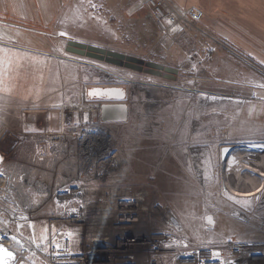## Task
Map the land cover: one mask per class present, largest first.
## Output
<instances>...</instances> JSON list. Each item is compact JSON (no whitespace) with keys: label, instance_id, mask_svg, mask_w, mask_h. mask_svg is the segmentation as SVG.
I'll list each match as a JSON object with an SVG mask.
<instances>
[{"label":"rangeland","instance_id":"obj_1","mask_svg":"<svg viewBox=\"0 0 264 264\" xmlns=\"http://www.w3.org/2000/svg\"><path fill=\"white\" fill-rule=\"evenodd\" d=\"M83 16L84 25L73 29L77 36L179 72L172 79L69 51L73 38L45 27L16 24L10 38L0 35L4 45L31 54L37 96L47 99L36 104L51 113L40 120L26 115L22 125L0 124V215L10 232L0 231L19 249L48 244L53 233L75 223L83 186L88 199L112 202L122 191L139 198L144 210L157 205L173 211L185 225L182 238L220 259L234 242H251L242 256L248 264H264V188L239 175V161L264 149V95L238 87L241 78H252L248 68L239 75L237 50L225 46L229 39L207 29L210 35L195 30L187 41L159 43L151 31L124 28L119 19L125 14ZM112 86L124 96L90 92ZM105 102H126L128 118L104 121ZM227 145L241 150L232 169L222 159ZM62 188L68 189L63 199L75 195L60 204ZM52 257L48 251L21 264H54ZM241 257L234 264H242Z\"/></svg>","mask_w":264,"mask_h":264},{"label":"built area","instance_id":"obj_2","mask_svg":"<svg viewBox=\"0 0 264 264\" xmlns=\"http://www.w3.org/2000/svg\"><path fill=\"white\" fill-rule=\"evenodd\" d=\"M138 4L152 17L159 43L187 41L195 30L210 35L200 26L205 13L197 5L181 6L175 0H139ZM78 189L75 223L53 233L48 244L32 242L35 250L27 248L18 255L0 251V264L34 263L35 257L42 259L48 251L54 264H234L242 252L253 248L251 242L236 241L227 256L220 259L206 247L190 245L182 238L185 225L167 208L154 205L144 210L139 198L127 196L122 191L115 194L118 197L112 202L99 201L95 197L88 199L85 188L80 186ZM67 190L62 188L58 193V203H67L74 196L64 197L63 201L60 193ZM61 216V220L68 221L64 217L66 214ZM51 218L58 220L57 215ZM4 223L5 219L0 215V229L10 232ZM60 245L64 247L61 252ZM74 246L76 251L72 252L70 249ZM243 259L242 264H248L249 260Z\"/></svg>","mask_w":264,"mask_h":264},{"label":"crops","instance_id":"obj_3","mask_svg":"<svg viewBox=\"0 0 264 264\" xmlns=\"http://www.w3.org/2000/svg\"><path fill=\"white\" fill-rule=\"evenodd\" d=\"M175 1L179 5L185 4L181 6L197 5L204 10L200 26L229 39L225 40V46L229 50L232 47L237 50L232 49L239 57L240 76H244L246 68L249 69L247 74L252 79L241 78L237 81L238 87L252 89L253 94L264 95V0ZM138 2L139 0H0V35L10 38L8 34L18 30L14 26L17 24L27 28L45 27L51 29L52 34L54 32L55 35L97 45L98 42L77 36L73 29L76 25H84L83 14L111 12L125 14V19H119L123 21L124 28L144 30L145 33L151 31L157 40V27L149 12L139 7ZM4 44L6 43L0 40V124L22 125L26 115H32L33 119L39 117V120L41 116L50 117L51 113L46 105L41 108L36 104L40 99L46 104L47 99L45 96H37L33 83L35 62L31 59V54ZM229 45L232 47H228ZM94 111L98 112L96 109Z\"/></svg>","mask_w":264,"mask_h":264},{"label":"water","instance_id":"obj_4","mask_svg":"<svg viewBox=\"0 0 264 264\" xmlns=\"http://www.w3.org/2000/svg\"><path fill=\"white\" fill-rule=\"evenodd\" d=\"M67 50L88 55L109 62H113L127 67L147 71L150 73L163 75L168 78L175 79L179 72L178 68L165 65L163 63L146 60L135 55L125 54L115 50H111L95 44L85 43L76 39H69L67 42ZM111 92L121 91L120 96L123 97L125 92L120 87L110 88ZM101 118L104 121H124L129 115V106L126 102H105L101 104ZM235 146L227 145L222 148V159L225 162L232 149ZM4 160V155L0 152V164Z\"/></svg>","mask_w":264,"mask_h":264},{"label":"bare ground","instance_id":"obj_5","mask_svg":"<svg viewBox=\"0 0 264 264\" xmlns=\"http://www.w3.org/2000/svg\"><path fill=\"white\" fill-rule=\"evenodd\" d=\"M114 87L116 88V86L94 87L90 90V92L92 94H97V95L107 94L110 97L120 96L122 94L121 91H118V92L110 91V88H114ZM118 93H121V94H118ZM233 151L234 149L231 150L224 164L225 167L228 165L230 169L234 167L235 159L241 150L237 152H233ZM243 158H244L243 160L241 159L239 161V171L240 172L239 171L238 172H239L240 177L243 179V181L246 184L250 185L251 187H258L257 189L264 188V149H253L249 151V153L246 154ZM229 160H230V163H229ZM96 208H99V207L96 206ZM1 243H4L5 245L8 244V246H2L0 248V251L10 252V254H16V255L21 254V252H23V249H19L16 246V244H11V237L7 232L0 231V244ZM31 249L35 250L33 246L31 247ZM3 264H6V262H4Z\"/></svg>","mask_w":264,"mask_h":264},{"label":"snow or ice","instance_id":"obj_6","mask_svg":"<svg viewBox=\"0 0 264 264\" xmlns=\"http://www.w3.org/2000/svg\"><path fill=\"white\" fill-rule=\"evenodd\" d=\"M10 255V254H9Z\"/></svg>","mask_w":264,"mask_h":264}]
</instances>
